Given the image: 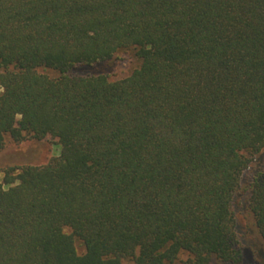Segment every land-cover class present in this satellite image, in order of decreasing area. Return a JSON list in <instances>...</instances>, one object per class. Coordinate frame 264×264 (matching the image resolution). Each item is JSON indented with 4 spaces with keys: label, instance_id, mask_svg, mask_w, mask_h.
<instances>
[{
    "label": "trees",
    "instance_id": "trees-1",
    "mask_svg": "<svg viewBox=\"0 0 264 264\" xmlns=\"http://www.w3.org/2000/svg\"><path fill=\"white\" fill-rule=\"evenodd\" d=\"M6 137L61 149L0 167V264H242L236 202L264 258V0H0Z\"/></svg>",
    "mask_w": 264,
    "mask_h": 264
},
{
    "label": "rangeland",
    "instance_id": "rangeland-1",
    "mask_svg": "<svg viewBox=\"0 0 264 264\" xmlns=\"http://www.w3.org/2000/svg\"><path fill=\"white\" fill-rule=\"evenodd\" d=\"M139 63L133 51L120 52L107 63V76L111 81L123 79L130 75L139 66ZM60 149V145L49 137L40 142L26 139L21 143H15L9 137H6L5 149L0 155V167L6 164L17 165L22 162L30 165H43L50 158L57 157L60 154ZM2 177L3 174L0 173V183L2 182ZM235 212L237 230L243 243L242 264H264V258L259 253V242L254 232L251 217L239 206L238 202H236ZM76 248L79 254L83 252L79 244H76ZM185 258L186 255H181L175 264H182ZM125 264L131 263L125 262ZM210 264L219 263L212 261Z\"/></svg>",
    "mask_w": 264,
    "mask_h": 264
}]
</instances>
